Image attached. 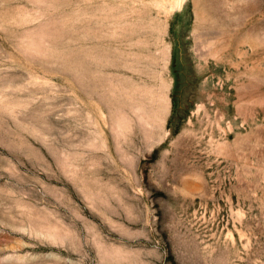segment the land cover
I'll return each mask as SVG.
<instances>
[{
  "label": "rangeland",
  "instance_id": "374dc122",
  "mask_svg": "<svg viewBox=\"0 0 264 264\" xmlns=\"http://www.w3.org/2000/svg\"><path fill=\"white\" fill-rule=\"evenodd\" d=\"M0 264H264V0H0Z\"/></svg>",
  "mask_w": 264,
  "mask_h": 264
}]
</instances>
